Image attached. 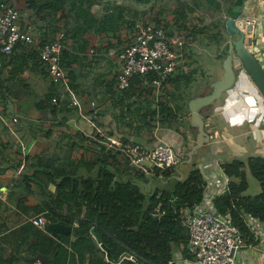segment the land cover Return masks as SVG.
<instances>
[{
    "label": "trees",
    "instance_id": "obj_1",
    "mask_svg": "<svg viewBox=\"0 0 264 264\" xmlns=\"http://www.w3.org/2000/svg\"><path fill=\"white\" fill-rule=\"evenodd\" d=\"M162 1L125 0V5L108 3V6L104 7L105 13L100 16L93 13L92 8L101 5L102 0H25L26 7L33 11L34 19L43 20L53 36L60 32L65 37L60 65L68 74L59 82L50 79L48 93L36 102L35 108L41 110L49 107L54 111L58 110L63 105L58 96L60 88L68 87L74 91L79 89L75 85L77 76L74 70L83 57L96 50L98 38L116 36L120 34L122 28L130 26L134 28L139 22L161 27L168 35H176L174 30L181 29L180 33L188 34L190 42L196 41L206 48L211 45L217 48L223 46L218 55L221 64L231 45L230 42L226 43L227 33L223 24L228 9L234 6L236 0H174L171 7L160 6ZM204 14L210 17L208 21ZM67 39L73 41L71 47L66 44ZM236 40L235 58L240 62V68L253 81L252 71L259 66L260 61L247 51L243 34ZM186 49L187 47L183 50L184 55ZM21 51L31 56L33 64L47 67L40 59L39 45L28 46L18 43L10 55L0 54V57L10 56V64L13 66L11 75L18 76L24 71L25 61L18 62ZM251 64L254 68H250ZM185 67H188L187 73ZM44 74L48 76V70L44 71ZM154 78L156 75L151 74L145 83V79L135 76L132 78L130 88L127 91H120L116 88V76V80L111 81L106 89L122 105L118 118L136 133L144 129H155L157 125L162 128L172 127L178 120V106L172 107L169 101L163 100L161 96L157 99L152 85ZM192 80L193 72L189 70L188 63L184 62L175 74L163 82L162 92L167 95L171 88L178 91L181 84L188 86ZM8 89L0 88V96L3 99L10 98ZM210 92L211 89L208 93ZM93 101L100 107V100L91 98L86 103L88 109ZM99 116L100 113L97 119ZM97 119L92 121L97 124ZM67 122L68 118H62L57 125H48L51 130L46 133L51 135L55 130L58 131L59 127L69 131L72 138H68L65 144L67 154L63 158L58 154L34 156L31 161L29 158L28 166L33 173H22V179L14 187L15 192L19 193L16 207L24 215V219L11 232L13 241L6 239L7 237L1 238L12 251L6 255L4 250L0 249V264H19L20 261L26 264L21 255L25 246H29L31 255L28 256H34L39 252L51 259L50 264H112L105 261L104 254L99 255V251L90 240L91 228H95L101 241L110 249L114 261L124 253H129L136 257L139 263L169 264L172 260L173 246L187 244L189 231L179 218V212L200 203L204 183L202 170L193 162V170L182 180H174L170 188L166 190L157 188L148 196L142 190V186L144 185L143 189L146 191H150L151 186L142 170L126 163L125 168L131 171L125 176L120 174L116 166L122 157L121 153H113L105 145H100L99 153L94 149L93 157H90L91 141L88 140L86 146L80 145L73 136L77 137L81 144L85 139ZM97 138L104 141L102 136ZM121 141L125 144L123 145L125 151L129 148L140 149L136 145H130L125 139ZM79 150H82L80 157H72L73 153ZM55 163H58L57 167ZM221 167L232 182L230 193L216 200L218 212L223 215L231 213L233 222L240 227L246 243L254 242L255 237L239 218V214L241 211L249 213L264 224V157H249L246 162L233 159L223 162ZM246 167L260 184L261 192L258 195H243L249 187ZM152 171L155 180L161 178L165 180L176 175L177 167L164 171L162 177H159V169L154 168ZM38 175L45 176L55 185V190L50 191L46 186L47 182L43 183L37 179ZM32 177L36 180H32ZM32 189L41 197L32 196ZM16 193H12L13 196ZM28 196L34 199H29ZM170 200H174L177 213L173 211V207H168ZM159 203L167 210V215L161 219L152 215ZM40 214H43L47 221L59 222L72 228L69 234L60 233L59 246L56 245V238L28 221L29 218ZM31 239L34 241L33 245H29ZM122 264L137 263L125 259Z\"/></svg>",
    "mask_w": 264,
    "mask_h": 264
},
{
    "label": "crops",
    "instance_id": "obj_2",
    "mask_svg": "<svg viewBox=\"0 0 264 264\" xmlns=\"http://www.w3.org/2000/svg\"><path fill=\"white\" fill-rule=\"evenodd\" d=\"M12 2L17 3L23 19L31 20L40 32L51 31L48 30L43 20L33 18V11L26 7L25 0H2L0 11L6 4ZM108 3L125 5V0L119 2L102 0L101 5H95L92 8V12L96 15H103L105 13L104 7L108 6ZM252 4L253 12L260 14L264 0H253ZM143 9L145 8L143 7ZM133 33L134 28L130 26L129 28H122L120 34L116 36L98 38L96 50L83 57V60L77 63V68L74 70L75 76H77L75 85L79 89L74 91L68 87L60 88L58 96L63 105L56 111L49 107L41 110L35 108L36 102L44 98L51 85L50 76L44 74L48 67L45 66L44 68L43 65L33 64L30 59L31 56L25 51H21L18 62L25 61L24 71L15 76L10 74L13 68L10 64V56L1 57L0 88L8 87L11 94L9 99H3L0 96V116L9 120L5 125L0 124V200L2 201L0 206V249L2 248L5 254L9 255L12 249L1 238L7 237L6 239L13 241L14 237L11 232L24 219V215L16 207L19 193L14 190L16 183L22 179H18L16 176V171L21 165L20 143L22 142L27 149L28 165L34 156H55L58 154L60 158H63L67 154L65 144L68 138H72V134L64 127H59L58 131L55 130L51 135L46 134L47 131L51 130L48 125H57L62 118H68L67 123L75 125L77 131L85 139L81 144L79 139L73 136V139L80 145L86 146L89 143L88 140L91 141L90 157H93L94 149L96 153H99L100 145H105L113 153H121L122 157L119 158V164L116 167L123 176L130 172L128 168H125L127 167L125 166L126 163L129 166L131 163L124 153L123 145L125 144L121 139L127 140L130 145H136L140 149H149L161 141L174 143L180 152V161L175 176L165 180H163L164 178L158 179L163 181L164 187L160 189L164 190L170 188L171 184H174V180L184 178L181 172L182 165L187 171V175L193 170L192 163L195 162V166L203 169L208 176L215 177V162L221 163L223 159L226 161L233 159L244 161L242 160L244 157L246 160L249 157H264V100L250 76L241 68L239 71L235 70L237 81L234 87L224 92L212 105L202 110L205 131L210 136V141L198 150L190 163L187 162V153L195 145L197 129L190 124L191 114L188 103L196 97L208 94L211 89L208 84L207 87L200 84L197 88L192 84L188 86L181 84L178 91L171 88L167 95L162 92L161 98L163 97V100H168L172 107L178 106V120L172 127L162 128L159 126L157 130L144 129L136 133L130 126L124 125L123 121L118 118L122 109V105L119 104L120 101L106 90L109 83L116 80L120 70L119 63L108 54L110 51H116L130 42ZM262 34V42H259L260 48H258L259 53L264 51L263 31ZM66 42L69 47L73 45L72 40L67 39ZM236 62L237 59L235 58L234 63L236 64ZM115 63L116 66H114ZM186 68L188 67H185V73L188 72ZM67 74L68 71L65 70L64 79ZM192 81L195 83V80ZM174 93L175 95H173ZM177 94L180 95L177 97ZM91 98L100 100V116L97 119V124L90 118L89 109L86 107V103ZM73 99L79 102L78 106L72 105ZM9 103L13 108H10ZM15 116H18V123L10 121ZM98 136L104 137V141L98 140ZM81 153L82 150L74 152L72 157L79 158ZM60 160L62 163V159ZM56 164L58 163H55V167H57ZM137 169L141 170L140 167ZM153 169L154 167L149 162L145 163L142 168L145 178L151 179L149 186L155 181V178L152 177ZM23 173L32 174L33 170L27 166ZM37 177L43 183L47 182L46 186L50 191H54L55 185L49 182L45 176L38 175ZM32 178V180H36L34 177ZM154 187L155 190L159 188L158 186ZM32 192V196L38 194L33 189ZM12 193L16 194L13 196ZM32 196H28V198L33 200ZM33 243L34 241L31 239L29 245H33ZM28 248L29 246L22 248L21 255L25 261V257L32 258L39 253L28 256L31 255ZM26 263L30 262L26 261ZM236 264H264V241L262 243L253 242L252 246L244 247L238 255Z\"/></svg>",
    "mask_w": 264,
    "mask_h": 264
},
{
    "label": "built area",
    "instance_id": "obj_3",
    "mask_svg": "<svg viewBox=\"0 0 264 264\" xmlns=\"http://www.w3.org/2000/svg\"><path fill=\"white\" fill-rule=\"evenodd\" d=\"M252 2L246 5V14H243L244 45L247 51L253 55L259 53L261 35L264 26V5L260 14L253 12ZM245 12V11H244ZM259 30H261L259 32ZM259 32V33H258ZM259 37V38H258ZM64 34L52 35L48 31H39L31 20H24L17 3H8L0 11V54L10 55L18 43L25 45H39L41 61L47 65L50 79L59 82L65 77V70L60 65V54L65 48ZM260 42V43H259ZM189 43L188 34L177 33L168 35L161 27L137 23L134 27L133 38L121 49L110 51L109 56L116 58L120 65L117 74V86L120 91L130 88L132 78L142 77L147 82L151 74L156 75L152 85L157 99L162 95L163 82L173 75L184 64L183 50ZM262 64V63H261ZM1 66V57H0ZM264 66V65H263ZM156 99V100H157ZM73 106L79 102L72 100ZM90 117L97 119L100 107L91 102L88 106ZM1 115V114H0ZM9 120L0 116V124H7ZM12 123H18V116L10 119ZM159 126H156V130ZM21 165L16 171V176L21 178L28 166V154L25 145L21 142ZM132 166L142 170L144 162L149 161L151 166L160 170L159 177L164 171L172 170L179 164V150L171 142L161 141L149 149L129 148L124 151ZM222 163L215 162V177H210L202 170L204 177L203 195L200 203L193 207L181 209L179 218L189 231L187 244L178 246L173 250L172 260L169 264H236L240 251L246 246H252L253 242L246 243L245 237L233 222L231 213L220 214L216 200L230 193L231 178L223 171ZM170 200L168 207H173ZM234 206V204H233ZM235 209V207H233ZM153 217L161 219L167 215V210L162 203L154 209ZM242 219L251 234L254 242L264 241V224L259 218L241 211ZM37 227L43 228L47 219L43 214L30 218Z\"/></svg>",
    "mask_w": 264,
    "mask_h": 264
},
{
    "label": "water",
    "instance_id": "obj_4",
    "mask_svg": "<svg viewBox=\"0 0 264 264\" xmlns=\"http://www.w3.org/2000/svg\"><path fill=\"white\" fill-rule=\"evenodd\" d=\"M248 0H236L233 7L228 9V14L226 16V20L224 21V30L228 36L235 39L238 35H242L243 29V21L242 16L246 9ZM237 40H232L230 43L231 45L228 48L227 55L225 59L222 61V70L223 75L222 78L219 80L214 81L211 83L210 88L211 92L196 97L189 101L188 109L191 114V126L197 129V136L195 140V145L191 148V150L187 153V162L190 163L193 156L197 154L198 150L204 146L205 144L209 143L210 136L205 131V123L203 120L202 110L212 105V103L218 100L221 95L230 90L234 87L237 81V73L235 71V49L237 45ZM250 68H254L253 64L250 65ZM252 78L253 82L257 88V91L260 93L261 97L264 100V66L260 63L257 68H254L252 71ZM10 108L12 107L11 103H9ZM13 108V107H12ZM71 126L77 130L76 126L71 124ZM46 233L51 235L52 237L56 238L57 246L60 243V233L69 234L72 231L70 226L65 224L55 222L52 223L47 221L43 228ZM90 240L92 241L93 245L96 247L98 251H102L105 254V261L110 262L112 264L120 263L124 258L131 259L137 264H144L139 263L137 258L132 256L129 253H124L117 261H114L111 257L110 249L101 241V238L97 234L95 228H91ZM26 261L30 263L38 262L39 264H50L51 259L47 255H43L41 253H37L35 257L26 258Z\"/></svg>",
    "mask_w": 264,
    "mask_h": 264
},
{
    "label": "rangeland",
    "instance_id": "obj_5",
    "mask_svg": "<svg viewBox=\"0 0 264 264\" xmlns=\"http://www.w3.org/2000/svg\"><path fill=\"white\" fill-rule=\"evenodd\" d=\"M120 0H114V2H119ZM253 0H248L247 1V5L250 4ZM174 0H163L162 3H160V6H165L168 5L169 7H171L173 5ZM246 9L245 12L243 14H246ZM191 17H194V15H191ZM204 17L206 19V21H208L210 19V17L206 14H204ZM195 18V17H194ZM226 18V17H225ZM142 24V22H140ZM146 24V23H145ZM149 25V24H146ZM192 29V28H191ZM181 29L176 28L174 30L175 33H180ZM261 30H259L260 32ZM226 38V43L231 42L232 40H236L240 38V35H238L235 39L231 38L230 36L227 35ZM259 38V37H258ZM187 49L185 50V57H187V59L185 58V62L188 63L189 65V70L191 72H193V80L192 81V85H194L195 88H197L198 86H200V84H203L205 87H207V84L211 85V83H213L216 80H219L222 78L223 75V70H222V66L218 60V55L219 52L221 51V49L223 48V46H221L220 48H217L215 46H209V47H205L204 45L198 43V42H190L188 45L186 46ZM257 57V59L260 61V63H262V65H264V51L260 52V53H256L255 55ZM116 59V58H113ZM116 66V63L115 65ZM119 66V65H118ZM241 67L240 62L237 59V62L235 64V70L239 71ZM244 161H247L246 158L244 157V159H242ZM226 160H222L221 163H223ZM149 161H145L143 164L145 165V163H148ZM246 177H247V181L249 184V187L247 189V191L244 193V196H255L257 194H259V192L261 191L260 188V184L259 182L254 178V176L251 174V172L249 171V169L246 167ZM129 171V170H128ZM131 171V169H130ZM181 172L183 173V176H187V171H185L184 166L182 165L181 168ZM151 179H149V183H150ZM162 180H155L153 183H151V188L150 191H146L145 189H143L144 185L142 186V190L144 191V193L148 196L151 195V193H153V191H155V187L154 186H158L159 188H163L164 184L162 183ZM55 190V187H54ZM34 197H41L40 194H35ZM1 231V229H0ZM178 247L177 246H173V250H176ZM104 254L102 251H99V255ZM8 255V254H6ZM105 255V254H104ZM19 264H24L23 262L21 263V261L19 262ZM26 264H31V263H26Z\"/></svg>",
    "mask_w": 264,
    "mask_h": 264
},
{
    "label": "flooded vegetation",
    "instance_id": "obj_6",
    "mask_svg": "<svg viewBox=\"0 0 264 264\" xmlns=\"http://www.w3.org/2000/svg\"><path fill=\"white\" fill-rule=\"evenodd\" d=\"M124 260H125V258L120 263H118V264H122ZM129 260H131V259H129Z\"/></svg>",
    "mask_w": 264,
    "mask_h": 264
}]
</instances>
